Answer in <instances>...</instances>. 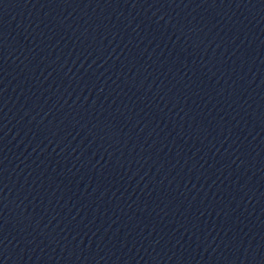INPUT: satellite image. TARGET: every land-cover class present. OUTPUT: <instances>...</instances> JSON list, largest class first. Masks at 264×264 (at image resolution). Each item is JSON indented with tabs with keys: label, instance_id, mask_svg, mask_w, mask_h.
Wrapping results in <instances>:
<instances>
[{
	"label": "water",
	"instance_id": "1",
	"mask_svg": "<svg viewBox=\"0 0 264 264\" xmlns=\"http://www.w3.org/2000/svg\"><path fill=\"white\" fill-rule=\"evenodd\" d=\"M0 264H264V0H0Z\"/></svg>",
	"mask_w": 264,
	"mask_h": 264
}]
</instances>
